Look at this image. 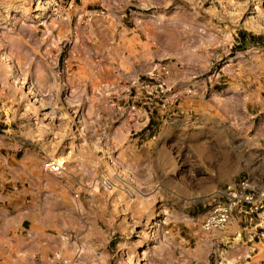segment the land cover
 <instances>
[{
	"label": "rangeland",
	"instance_id": "obj_1",
	"mask_svg": "<svg viewBox=\"0 0 264 264\" xmlns=\"http://www.w3.org/2000/svg\"><path fill=\"white\" fill-rule=\"evenodd\" d=\"M107 8L101 0H0V157L8 159L7 166L0 161V181L8 178L5 191H13V182L18 190L25 187L27 210L54 219L53 226H44L52 239L44 237L40 245L47 253L52 241L56 250L48 261L31 264L264 261V241L252 239L253 226L245 217L235 213L223 230L203 229L219 190L260 173L262 115L253 129L232 131L220 122L200 127L197 115L186 118V105H179L164 78L165 64L173 63L211 83L264 87V0L117 6L126 20L139 14L136 22L153 15L186 19V50L159 60V73L132 82L128 103L122 83L109 87L89 81L96 63L104 61L87 59L81 52L85 42L106 47ZM252 38L260 40L257 46ZM246 54L263 57L256 60L255 74L235 78L241 66L236 58ZM140 84L163 85L165 93L149 95ZM128 104L154 115L163 112V120L144 123L137 144L134 138H123L134 129L132 117L123 113ZM161 129L173 135L153 138ZM129 146L144 160L140 172L121 165L120 152ZM48 159L62 162L63 171L48 172ZM24 162L31 170L18 178L11 169ZM259 242L260 252L253 257L257 251L252 243Z\"/></svg>",
	"mask_w": 264,
	"mask_h": 264
},
{
	"label": "crops",
	"instance_id": "obj_2",
	"mask_svg": "<svg viewBox=\"0 0 264 264\" xmlns=\"http://www.w3.org/2000/svg\"><path fill=\"white\" fill-rule=\"evenodd\" d=\"M101 1L108 7L106 10L108 15L105 19L109 28V37L105 48L99 49L96 45L92 47L89 42H85V46H82V55L87 59L94 57L104 61V65H100V62L96 63L94 66L96 71L88 79L95 86L112 87L114 83H122L124 97L128 103L132 98L130 97L132 82L144 76H151L155 74V71L159 73L158 67L161 65L158 63L159 60L169 58L175 52L179 54L184 49L186 50V19L176 14L153 15L149 18L143 17L142 20L136 22L140 16L139 14L135 16L134 13L131 19L126 20V13L116 12L117 6L124 8L127 5H134L140 9H147L158 4L159 0H135L134 4L133 0ZM132 23H135V26L130 27ZM178 42H183V44L178 47ZM261 57L263 56L254 57L251 54L237 57L236 60L241 66L235 78L237 76L241 78L244 74H255L254 70L258 67L256 60ZM165 65L167 68L164 76L165 84L180 100L179 105L183 107L186 105V118L193 113L198 116L196 120L202 123L200 127L220 122L235 131L240 126L253 129L256 124L255 119L262 115L258 120V134L261 137L264 136V87L246 89L241 81L240 83L220 84L216 80L211 83L206 78H201V73L182 70L173 63ZM160 112L154 115L152 111L148 113L146 109L128 104L123 109V113L125 116L132 117L134 129H130L127 136L124 135L123 138H134L137 144V140L143 135L145 122H149L150 119L163 120V114ZM171 135H173L172 131L161 129L157 135H153V138L157 136L169 138ZM120 155L121 165L124 168L140 172L144 160L136 153L134 146L125 147ZM0 161L8 165L7 158L0 157ZM10 163L12 164V158H10ZM30 170L31 166L28 162L21 164L18 170L11 169L13 175L16 174L18 178L25 174L28 175ZM257 171L260 173L253 178L264 186V165L258 167ZM41 182L43 187H46L45 178ZM6 183H10L8 178L0 181V264H31V262L48 261L49 254H53L56 248L52 246L51 241L50 252L45 253L40 242L44 237H47V240L52 239L49 234L45 233L44 226L47 224L53 226L54 219L48 218L45 213L37 209L27 210L25 207L28 195L26 188L18 190L13 182V191H5ZM234 220L238 221L239 218L234 217ZM28 221L30 222L29 229L25 227ZM259 244L261 242L252 243V251H257L253 257L260 252L257 248ZM65 250V248L62 249L63 252ZM51 262H55L54 256ZM254 264H264V261Z\"/></svg>",
	"mask_w": 264,
	"mask_h": 264
},
{
	"label": "built area",
	"instance_id": "obj_3",
	"mask_svg": "<svg viewBox=\"0 0 264 264\" xmlns=\"http://www.w3.org/2000/svg\"><path fill=\"white\" fill-rule=\"evenodd\" d=\"M149 95L154 93L164 94L163 85L150 86L140 84ZM48 172L59 174L63 171V163L58 160L48 159L44 163ZM237 213L245 217L253 226L252 239L264 241V186L251 178H244L237 184H230L225 189L218 191V198L210 206L203 221L206 231L223 230L233 215ZM242 239V232L237 234V239ZM56 259H60L57 256Z\"/></svg>",
	"mask_w": 264,
	"mask_h": 264
},
{
	"label": "trees",
	"instance_id": "obj_4",
	"mask_svg": "<svg viewBox=\"0 0 264 264\" xmlns=\"http://www.w3.org/2000/svg\"><path fill=\"white\" fill-rule=\"evenodd\" d=\"M245 38H246V34L245 33H242V39L245 40ZM256 39L257 38H252L251 39L252 40V46H257L258 45V41H260V40H258L257 42H255ZM258 39H260V38H258ZM262 44L264 45V42Z\"/></svg>",
	"mask_w": 264,
	"mask_h": 264
}]
</instances>
